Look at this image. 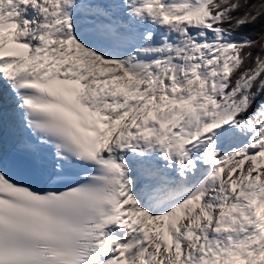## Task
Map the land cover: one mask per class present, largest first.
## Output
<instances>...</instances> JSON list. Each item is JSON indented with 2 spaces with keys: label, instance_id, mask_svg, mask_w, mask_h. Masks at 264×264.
Returning a JSON list of instances; mask_svg holds the SVG:
<instances>
[{
  "label": "snow or ice",
  "instance_id": "snow-or-ice-1",
  "mask_svg": "<svg viewBox=\"0 0 264 264\" xmlns=\"http://www.w3.org/2000/svg\"><path fill=\"white\" fill-rule=\"evenodd\" d=\"M0 264H264V0H0Z\"/></svg>",
  "mask_w": 264,
  "mask_h": 264
}]
</instances>
